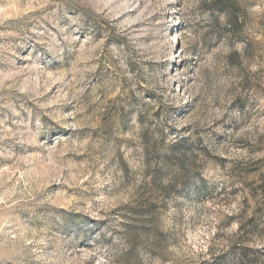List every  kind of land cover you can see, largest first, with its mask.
<instances>
[{"label":"rangeland","instance_id":"1","mask_svg":"<svg viewBox=\"0 0 264 264\" xmlns=\"http://www.w3.org/2000/svg\"><path fill=\"white\" fill-rule=\"evenodd\" d=\"M0 0V264H264V0Z\"/></svg>","mask_w":264,"mask_h":264},{"label":"trees","instance_id":"2","mask_svg":"<svg viewBox=\"0 0 264 264\" xmlns=\"http://www.w3.org/2000/svg\"><path fill=\"white\" fill-rule=\"evenodd\" d=\"M211 11L224 12L226 20V29L229 35H236L242 31L243 16L235 3L231 4L230 0H210Z\"/></svg>","mask_w":264,"mask_h":264}]
</instances>
